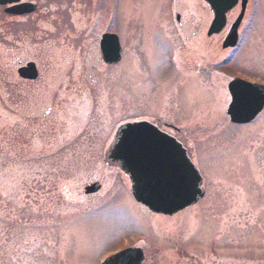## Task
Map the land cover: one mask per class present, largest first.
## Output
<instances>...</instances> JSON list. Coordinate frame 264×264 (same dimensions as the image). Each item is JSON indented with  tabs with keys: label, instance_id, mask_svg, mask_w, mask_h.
Returning a JSON list of instances; mask_svg holds the SVG:
<instances>
[{
	"label": "rangeland",
	"instance_id": "374dc122",
	"mask_svg": "<svg viewBox=\"0 0 264 264\" xmlns=\"http://www.w3.org/2000/svg\"><path fill=\"white\" fill-rule=\"evenodd\" d=\"M0 6V264H100L142 247L143 264H264V111L235 125L227 84H264V0H249L236 48L206 36L203 0H33ZM193 16L198 35L175 20ZM121 40L106 64L99 41ZM34 61L39 77L20 79ZM161 120L180 130L205 195L172 216L139 204L105 150L119 126ZM94 182L101 190L86 194Z\"/></svg>",
	"mask_w": 264,
	"mask_h": 264
},
{
	"label": "water",
	"instance_id": "95a60500",
	"mask_svg": "<svg viewBox=\"0 0 264 264\" xmlns=\"http://www.w3.org/2000/svg\"><path fill=\"white\" fill-rule=\"evenodd\" d=\"M21 0H0L8 5L5 12L21 15L36 10L33 3ZM213 10L214 18L208 35L220 33L227 23V13L238 0H204ZM248 0H242V9L225 37L222 47H234L238 42V29L244 17ZM100 49L108 64L121 58V46L115 33L102 36ZM23 79L35 80L39 75L33 61L18 68ZM231 102L227 114L233 123L243 124L254 120L264 108V85L235 78L229 83ZM105 160L118 165L131 180L135 199L156 213L173 215L195 204L204 196L202 175L188 156L186 148L149 121L126 122L119 126L113 141L105 152ZM99 182L85 187V193L98 192ZM142 248L124 249L106 258L102 264H142Z\"/></svg>",
	"mask_w": 264,
	"mask_h": 264
},
{
	"label": "flooded vegetation",
	"instance_id": "af4514ba",
	"mask_svg": "<svg viewBox=\"0 0 264 264\" xmlns=\"http://www.w3.org/2000/svg\"><path fill=\"white\" fill-rule=\"evenodd\" d=\"M23 2H34L33 0H22L21 3ZM36 3V2H35ZM39 6V4H38ZM4 9V7H3ZM175 20L177 21V24L178 26L185 32H188L190 33L192 36L193 35H198V32L200 31V26L197 24H194V19H193V16H190L189 18H186L184 20V16L181 14V12H176L175 13ZM209 27V26H208ZM208 27H207V31H208ZM207 31H206V36L207 37H211V36H208L207 35ZM106 32H113V31H106ZM235 77H241V78H244L240 75H236L234 76L233 78ZM232 78V79H233ZM230 79V80H232ZM229 80V82H230ZM228 82V83H229ZM228 86V84H227ZM228 91V90H227ZM229 94V93H228ZM230 98V97H229ZM155 125H157L160 129L164 130L165 132H168L170 134H172L173 136H175L178 140L182 141V134L180 132L179 129H177V127H174L175 125L171 124V123H167V122H164V121H161V120H155V121H152ZM184 143V142H183ZM185 144V143H184Z\"/></svg>",
	"mask_w": 264,
	"mask_h": 264
}]
</instances>
